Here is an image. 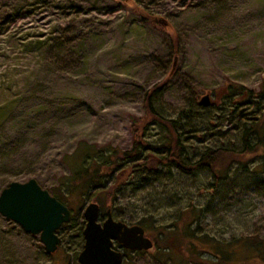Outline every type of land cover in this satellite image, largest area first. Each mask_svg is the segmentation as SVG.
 I'll return each instance as SVG.
<instances>
[{
	"label": "rangeland",
	"instance_id": "374dc122",
	"mask_svg": "<svg viewBox=\"0 0 264 264\" xmlns=\"http://www.w3.org/2000/svg\"><path fill=\"white\" fill-rule=\"evenodd\" d=\"M233 83L257 93L264 110V0H0V190L34 177L68 200L78 223L85 204L107 192L65 196V154L80 143L128 150L139 135L164 142L167 127L155 115L178 120L191 160L207 145L241 147L246 110L223 96ZM204 94L208 105L198 103ZM157 167L126 175L101 213L110 208L154 238L193 203L199 232L264 241L260 166L235 172L233 163L218 183L206 169ZM57 233L60 243L47 253L38 233L0 213V264H81L82 234L71 225ZM157 243L123 249L119 264H174ZM248 252L239 247L233 256L240 262Z\"/></svg>",
	"mask_w": 264,
	"mask_h": 264
},
{
	"label": "trees",
	"instance_id": "16d2710c",
	"mask_svg": "<svg viewBox=\"0 0 264 264\" xmlns=\"http://www.w3.org/2000/svg\"><path fill=\"white\" fill-rule=\"evenodd\" d=\"M153 90L158 91L159 87ZM153 90L149 91L146 99L150 117L155 114L150 101ZM256 95L257 93H254L252 89L242 84L233 83L226 87L223 93L224 98L235 99L236 104L242 107L241 110H246L244 113L246 119L241 123L242 146L236 148L207 145L196 160H191L188 156L179 133L178 120H166L156 115L154 116L156 120L167 127V138L164 142L152 144L143 141L142 136L139 135L137 138L135 136L133 146L128 150L114 147L98 149L92 144L80 143L72 153L64 156L70 170L62 180V185L67 191L65 196L76 192L84 193L90 188H103L107 194L105 197H97V201L99 207L108 205L106 201L114 200L126 175L138 168L158 172L159 163L167 164L168 168L174 166L188 173L206 169L211 172L212 180L217 183L227 175L233 163L235 172L247 169L250 164L264 169V110L261 111L257 106L254 97ZM186 112L184 110L182 113ZM141 130L142 127L139 132ZM252 134L255 137L253 139ZM143 151L146 153L142 155ZM86 158L87 161H85ZM52 194L70 208L65 197L55 192ZM76 214L71 211L70 219L62 223L58 230L71 225L82 234L84 220L80 219L76 223ZM104 215L105 213L100 211V217ZM199 218V208L189 203L180 210L171 228L151 238L153 245H158L157 242L165 243L167 246L163 249L168 253L171 250L174 257L170 256V259L174 264H264L263 240H250L245 235H232L224 240L218 239L207 232L197 230ZM143 225L147 227L150 223L143 220ZM239 247L249 252L242 261L237 262L233 253ZM201 251L208 254L207 257H203Z\"/></svg>",
	"mask_w": 264,
	"mask_h": 264
},
{
	"label": "water",
	"instance_id": "95a60500",
	"mask_svg": "<svg viewBox=\"0 0 264 264\" xmlns=\"http://www.w3.org/2000/svg\"><path fill=\"white\" fill-rule=\"evenodd\" d=\"M198 103L208 105L209 95H202ZM0 213L19 223L25 231L38 233L47 253L57 248L60 243L57 230L71 216L70 208L41 187L34 177L25 181L11 180L0 190ZM83 217V244L76 256L81 264H119L123 252L114 247L115 242L131 250L153 246L141 224L115 219L110 208L100 220L96 201L85 204Z\"/></svg>",
	"mask_w": 264,
	"mask_h": 264
},
{
	"label": "flooded vegetation",
	"instance_id": "af4514ba",
	"mask_svg": "<svg viewBox=\"0 0 264 264\" xmlns=\"http://www.w3.org/2000/svg\"><path fill=\"white\" fill-rule=\"evenodd\" d=\"M116 243H117V242H115L114 246L116 245ZM117 244L120 246L119 243H117ZM120 248H121V250H122V252H123V254H124V250H123V249H126V248H122L121 246H120Z\"/></svg>",
	"mask_w": 264,
	"mask_h": 264
}]
</instances>
